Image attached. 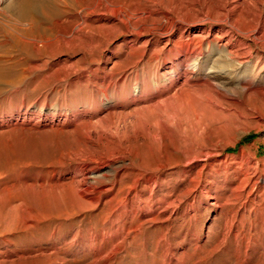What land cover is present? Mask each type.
Returning a JSON list of instances; mask_svg holds the SVG:
<instances>
[{
    "label": "rangeland",
    "instance_id": "374dc122",
    "mask_svg": "<svg viewBox=\"0 0 264 264\" xmlns=\"http://www.w3.org/2000/svg\"><path fill=\"white\" fill-rule=\"evenodd\" d=\"M72 1L47 23L56 41L0 94V264H264V98L225 84L233 97L206 104L162 80L160 23L223 0H113L114 24L95 0ZM172 105L183 123L203 107L206 126L158 122ZM241 150L254 159L238 162ZM104 154L112 172L93 183L114 188L86 207L76 165Z\"/></svg>",
    "mask_w": 264,
    "mask_h": 264
},
{
    "label": "bare ground",
    "instance_id": "6f19581e",
    "mask_svg": "<svg viewBox=\"0 0 264 264\" xmlns=\"http://www.w3.org/2000/svg\"><path fill=\"white\" fill-rule=\"evenodd\" d=\"M71 1L0 0V94L17 88L28 70L27 65L25 66L26 62L33 64L34 60H41L46 45L52 40L56 41L57 38L51 36L47 23L52 17L67 13L71 9ZM142 1L154 3L157 8L161 5V0ZM95 2L90 11L104 22L114 24L116 18L123 14L117 11L113 0H95ZM257 2L260 4L257 14L235 12L237 1L223 0L212 9L203 6L200 13L191 18L175 15L160 23L156 36L165 38L166 60L172 64L170 67L172 71L163 75L162 80L166 83H173L174 78L175 81H181L182 85L192 87L194 91L191 95L192 101H204L206 104H211L224 96L233 97L234 93L216 91L215 87L225 84H233L241 89L235 97L245 95L250 97L257 94L264 98V58L262 57L264 0ZM242 20L246 23L244 24ZM175 65L177 66L174 67ZM204 70H207L206 73L203 72ZM182 91L181 89L180 92ZM134 92L141 93L142 89L135 85ZM160 104L157 102L155 106ZM46 107L48 105L42 106L40 110ZM179 108H181L179 105H172L168 112L158 115V122L167 125L175 121V125L179 128L184 127L194 131L200 130L201 124H206L203 107L198 111L193 109L192 112L186 109L191 113L187 115L184 123L180 118ZM255 113L257 117H261L259 110ZM225 146L226 144L222 145L220 149ZM205 155L208 156L209 153L206 152ZM235 157L238 158V162L254 159V155L245 157L242 150L235 154ZM114 158L113 154H104L100 158L86 157L77 163L75 168L77 170L73 175L82 182L77 189V195L84 201L86 207L98 203L104 194L114 188L115 182L108 184L99 182L98 185L93 183L97 173L108 177L112 172ZM194 158L196 156L190 159ZM241 166L247 169L249 165L242 163Z\"/></svg>",
    "mask_w": 264,
    "mask_h": 264
}]
</instances>
